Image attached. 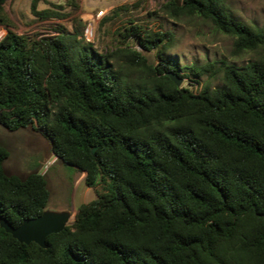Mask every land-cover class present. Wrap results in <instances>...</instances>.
I'll return each instance as SVG.
<instances>
[{
  "label": "trees",
  "instance_id": "obj_1",
  "mask_svg": "<svg viewBox=\"0 0 264 264\" xmlns=\"http://www.w3.org/2000/svg\"><path fill=\"white\" fill-rule=\"evenodd\" d=\"M39 1L35 15L61 16ZM5 3L0 123L40 131L100 189L46 248L0 225V264H264V29L237 17L228 0L164 3L171 18L207 20L234 38L236 54L256 55L243 65L222 61L223 83L195 92L167 73L200 77L209 67L165 60L171 32L131 22L118 33L121 46L100 51L77 28L17 33ZM135 43L159 49L162 62L150 63ZM9 156L0 141V216L17 227L43 213L50 189L40 171L8 173Z\"/></svg>",
  "mask_w": 264,
  "mask_h": 264
},
{
  "label": "rangeland",
  "instance_id": "obj_2",
  "mask_svg": "<svg viewBox=\"0 0 264 264\" xmlns=\"http://www.w3.org/2000/svg\"><path fill=\"white\" fill-rule=\"evenodd\" d=\"M168 0H40L38 9H50L61 16L41 18L32 12V0H6L5 12L13 22V30L30 37L54 35L56 27L85 33L93 26L91 41L100 51L121 46L119 32L131 22L154 32L174 35L173 46L165 50V60L179 66L203 65L209 70L200 77H183L181 86L200 92L206 85L214 88L223 83L222 61L243 65L256 55L234 52V38L216 30L197 16L171 18L162 9ZM237 17L264 29V0H228ZM124 8H120V7ZM4 27L7 33L6 27ZM150 63L162 62L159 49L143 50ZM135 76L137 75L134 74ZM0 141L8 148L9 158L4 167L10 174L26 176L31 171L46 175L50 189L47 208L72 212L73 223L77 208L96 198L97 189L85 183V174L66 166L54 153L50 141L31 126L10 130L0 123ZM54 161L52 164L49 162ZM46 165H48L46 167Z\"/></svg>",
  "mask_w": 264,
  "mask_h": 264
},
{
  "label": "water",
  "instance_id": "obj_3",
  "mask_svg": "<svg viewBox=\"0 0 264 264\" xmlns=\"http://www.w3.org/2000/svg\"><path fill=\"white\" fill-rule=\"evenodd\" d=\"M173 82L181 86L182 78L175 72H168ZM95 154V147L92 149ZM72 217V212L67 209L55 210L46 208L42 214L33 218H26L19 226L15 227L6 218L0 216V225L14 238L22 243L35 242L43 248L47 247V237L52 233L61 232Z\"/></svg>",
  "mask_w": 264,
  "mask_h": 264
},
{
  "label": "built area",
  "instance_id": "obj_4",
  "mask_svg": "<svg viewBox=\"0 0 264 264\" xmlns=\"http://www.w3.org/2000/svg\"><path fill=\"white\" fill-rule=\"evenodd\" d=\"M4 32H5V29L0 24V39H2V37L4 36ZM84 36L86 37L87 40L91 41V37L93 36V26H92V24H89L87 29H85ZM53 162L54 161L49 162L48 164H50V163L52 164ZM47 166L48 165H46V167Z\"/></svg>",
  "mask_w": 264,
  "mask_h": 264
},
{
  "label": "crops",
  "instance_id": "obj_5",
  "mask_svg": "<svg viewBox=\"0 0 264 264\" xmlns=\"http://www.w3.org/2000/svg\"><path fill=\"white\" fill-rule=\"evenodd\" d=\"M60 209H62V210H63V208H60Z\"/></svg>",
  "mask_w": 264,
  "mask_h": 264
}]
</instances>
